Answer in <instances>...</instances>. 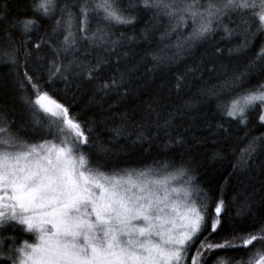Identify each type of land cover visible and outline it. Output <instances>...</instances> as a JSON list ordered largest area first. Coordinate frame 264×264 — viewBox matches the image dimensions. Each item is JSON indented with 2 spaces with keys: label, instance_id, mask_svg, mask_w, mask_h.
Wrapping results in <instances>:
<instances>
[{
  "label": "snow or ice",
  "instance_id": "obj_1",
  "mask_svg": "<svg viewBox=\"0 0 264 264\" xmlns=\"http://www.w3.org/2000/svg\"><path fill=\"white\" fill-rule=\"evenodd\" d=\"M31 7L52 22L51 33L39 37L35 51L28 36L38 27L35 19L19 22L21 44L15 43L11 31L0 38L7 43L0 48V62L13 66L21 89L31 86L25 103L31 112L32 132L37 134H21L0 113V231L19 230L34 239L17 246L13 238L0 237V241L13 239L7 250L0 243V264H188L189 259L199 264L187 255L197 242L198 256L216 249L247 250V261L232 257L215 264H264V222L254 223L244 235L233 230L232 238L225 236L223 242H208L207 237L200 241L209 230L217 235L224 231L223 199L213 203L191 169L168 159L110 169L93 161L84 147L90 143L91 126L77 119L48 90L57 81L71 80L80 87L99 83L100 93L114 91L121 99L128 98L136 65L121 69L117 59L116 70L108 76L104 72L113 55L128 56V52L118 53L123 45L112 39L113 26L134 24L137 15L133 10H142L149 14L142 30L146 39L156 31L161 41L176 39L174 51L153 52V68L148 71L185 59L192 49L218 34L220 40L240 38L227 52L243 61L244 70L226 77L219 88L201 90L175 112L162 113L149 104L135 119L134 111L125 110L116 136L130 129L127 134L135 135L136 142L151 147L154 140H160L159 146L166 151L184 142L172 133L177 113L191 110L208 97L217 99L221 116L247 127L249 113L258 111L264 124V39L255 43L257 37H264V0H33ZM5 22L12 29L17 27L6 5L0 7V24ZM224 51L217 45L213 55ZM202 67L214 72L217 66L201 63L178 73L177 90ZM254 77L259 79L252 83ZM225 94L227 99H223ZM216 127L214 135L227 141L226 123ZM98 151L107 149L99 146ZM261 152L264 136L252 137L240 149L232 174L249 173ZM217 155L224 158L223 153Z\"/></svg>",
  "mask_w": 264,
  "mask_h": 264
},
{
  "label": "trees",
  "instance_id": "obj_2",
  "mask_svg": "<svg viewBox=\"0 0 264 264\" xmlns=\"http://www.w3.org/2000/svg\"><path fill=\"white\" fill-rule=\"evenodd\" d=\"M76 2V0H70ZM127 3V0H122ZM33 0H0V7L7 6L10 19L17 23L12 29L7 22L0 24V38L11 31L15 43L21 44L22 24L24 19H35L37 26L28 33L30 37L31 50L35 51L34 44L45 32L51 33V21L43 19L32 10ZM137 15L136 22L132 25L113 26L112 39L119 41L123 47L118 48V53L128 52L126 57L112 56V63L104 72L108 76L117 68V59L121 69H129L136 65L132 72L131 94L126 99H121L116 93L110 92L104 95L99 92V83L80 87L71 80L68 82L57 81L55 88H49L50 95L58 102L69 107L70 111L80 121H87L92 131L88 133L90 143L84 146L92 154L93 161H98L106 168L142 167L152 164L156 159H168L176 165L184 164L195 174L196 181L203 188L214 203L220 199L224 200L225 211L222 213L225 229L216 233H203L199 237L203 241L207 237L208 242H223L227 236L232 238L233 230L237 235H244L254 223L264 222V152H261L253 162L249 173L237 171L232 174V165L239 159V151L247 145L252 137L264 136V124L258 118V111L249 113V123L246 127L236 120L221 116L218 112L217 99L214 97L201 98L193 105L191 110L177 113L174 120L175 128L172 133L177 138L183 137L181 144H172L166 151L159 146L160 140H154L149 147L147 142L140 144L136 142L135 135H128L130 129H125L124 134L115 135V129L121 128V116L128 110L136 113L135 119L151 104L152 107L161 111L175 112L178 106L185 104L194 98L198 92L209 87L219 88L226 77H231L235 72L244 70L243 61L237 57L229 56L228 47L240 42L236 37L232 40H220L219 34L213 41L202 43L192 49L185 59L179 62H171L156 68L155 72L148 69L153 68L151 56L153 52L174 51L175 37L169 41H161L160 31L149 32L147 39L143 29L149 19L145 11L133 10ZM184 31H188L184 29ZM123 33V35H121ZM264 37H257L256 45H259ZM165 45L167 47L165 48ZM219 45L225 51L213 55L214 48ZM7 47L6 42H0V48ZM24 48L21 47L19 59L24 61ZM51 56V52H49ZM91 59V57H89ZM211 67L215 64L216 71L208 72L201 68L195 76L189 75L185 86L179 90L175 87L176 75L184 72L187 68L196 64ZM21 76L23 68L20 69ZM259 77H254L252 83ZM17 76L13 66L9 63L0 62V113L4 118L12 122L14 130H20L21 134L34 136L31 128V112L25 103L28 91L21 89L16 83ZM27 84V81H25ZM67 84V87H66ZM43 87V85H42ZM123 92V89H121ZM34 98V97H33ZM223 99H227L225 94ZM225 122L229 128L227 141L214 135L217 132V124ZM107 149L99 152L98 147ZM214 153H223L224 158ZM214 215V211L212 212ZM0 237H11L17 246H22L24 240L32 242L31 234L22 233L12 229L0 231ZM13 239L0 241L5 250L13 243ZM257 241L256 247H260ZM200 243H194L188 252L190 258H195L199 264H215V261L226 260L230 257L237 259H248L247 250L243 248L216 249L212 252L203 251V256L197 255ZM227 261V260H226ZM188 264H191L189 259Z\"/></svg>",
  "mask_w": 264,
  "mask_h": 264
},
{
  "label": "rangeland",
  "instance_id": "obj_3",
  "mask_svg": "<svg viewBox=\"0 0 264 264\" xmlns=\"http://www.w3.org/2000/svg\"><path fill=\"white\" fill-rule=\"evenodd\" d=\"M192 246H193V244L191 245V248H192ZM187 255H188V253H187ZM230 258H232V257H230ZM230 258H229V259L226 258V260H230ZM190 260H191V259H190Z\"/></svg>",
  "mask_w": 264,
  "mask_h": 264
}]
</instances>
